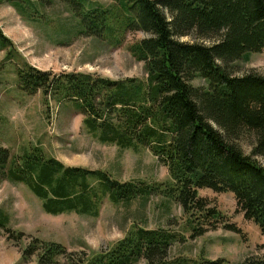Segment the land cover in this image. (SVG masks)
Returning <instances> with one entry per match:
<instances>
[{
  "label": "trees",
  "instance_id": "16d2710c",
  "mask_svg": "<svg viewBox=\"0 0 264 264\" xmlns=\"http://www.w3.org/2000/svg\"><path fill=\"white\" fill-rule=\"evenodd\" d=\"M63 1L80 20L79 34L119 46L129 31L150 33L130 46L145 62L146 77L54 74L28 64L18 69L20 86L30 94L42 90L46 98L74 101L85 129L99 141L148 148L167 166L171 180L121 181L107 170L66 165L37 145L16 156L0 146V177L25 184L54 215L96 217L106 198L118 204L162 194L204 224L192 227L194 237L222 223L199 190L232 192L244 216L264 234V165L255 158L264 156V75H236L228 66L249 52H264V0H118L111 6ZM193 34L213 43L182 40ZM0 38L12 45L1 29ZM196 78L207 85H194ZM247 132L256 137L251 155L234 141ZM8 219L0 210V226L12 232L9 239H21L23 233L11 230ZM224 226L240 232L235 225ZM176 241L171 230L133 224L110 248L92 255L34 238L22 258L37 254L38 264H230L225 258L173 256ZM231 264H264V254Z\"/></svg>",
  "mask_w": 264,
  "mask_h": 264
},
{
  "label": "rangeland",
  "instance_id": "374dc122",
  "mask_svg": "<svg viewBox=\"0 0 264 264\" xmlns=\"http://www.w3.org/2000/svg\"><path fill=\"white\" fill-rule=\"evenodd\" d=\"M90 1L104 6L119 3ZM81 26L63 0H25L19 5L0 2V29L12 42L7 45L0 38V146L16 156L37 145L66 165L107 170L121 181L168 183L171 177L167 166L148 148L122 149L103 143L85 129L83 114L74 101L46 98L42 90L30 94L20 86L18 69L28 64L54 74L81 71L111 78L146 77L145 62L133 56L130 46L150 33L129 31L123 43L114 46L106 39L79 34ZM182 40L213 43L194 34ZM228 66L236 75L249 71L264 75V52H249ZM192 83L207 85L203 78ZM212 124L225 136L222 128ZM255 139L247 132L234 141L251 155ZM255 158L264 165V156ZM199 194L207 199L208 207L217 209L222 223L194 237L192 227L204 224L162 194L118 204L106 198L96 217L76 212L54 215L44 211L42 201L25 184L0 177V210L9 217V228L23 233L21 239H9L12 232L0 226V264H38L37 254L22 258L24 247L34 238L60 242L70 251L84 250L92 255L110 248L133 224L177 234L170 250L173 256L225 258L231 264L264 254V234L258 224L244 216L232 192L203 188ZM227 223L240 232L225 228Z\"/></svg>",
  "mask_w": 264,
  "mask_h": 264
}]
</instances>
